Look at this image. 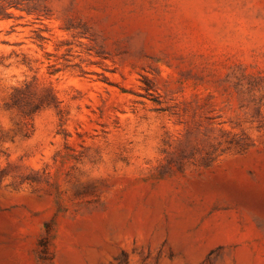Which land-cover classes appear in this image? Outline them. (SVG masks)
Returning <instances> with one entry per match:
<instances>
[{"label":"rangeland","instance_id":"obj_1","mask_svg":"<svg viewBox=\"0 0 264 264\" xmlns=\"http://www.w3.org/2000/svg\"><path fill=\"white\" fill-rule=\"evenodd\" d=\"M0 264H264V0H0Z\"/></svg>","mask_w":264,"mask_h":264},{"label":"trees","instance_id":"obj_2","mask_svg":"<svg viewBox=\"0 0 264 264\" xmlns=\"http://www.w3.org/2000/svg\"><path fill=\"white\" fill-rule=\"evenodd\" d=\"M16 90H17V91H21L22 89H20V88H17Z\"/></svg>","mask_w":264,"mask_h":264}]
</instances>
